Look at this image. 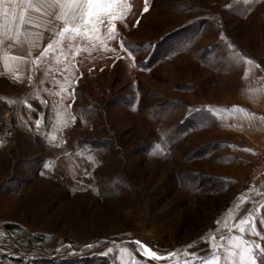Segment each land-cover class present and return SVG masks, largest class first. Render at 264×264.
<instances>
[{
	"label": "rangeland",
	"instance_id": "374dc122",
	"mask_svg": "<svg viewBox=\"0 0 264 264\" xmlns=\"http://www.w3.org/2000/svg\"><path fill=\"white\" fill-rule=\"evenodd\" d=\"M121 2L134 61L120 40L83 41L14 73L31 82L0 76V264H183L245 218V239L264 236V182L246 184L264 147V0Z\"/></svg>",
	"mask_w": 264,
	"mask_h": 264
},
{
	"label": "snow or ice",
	"instance_id": "6c2138e0",
	"mask_svg": "<svg viewBox=\"0 0 264 264\" xmlns=\"http://www.w3.org/2000/svg\"><path fill=\"white\" fill-rule=\"evenodd\" d=\"M144 11H148L147 2ZM125 15L126 5L121 0H0V64L6 70L19 73L22 67L27 71L30 63L37 68L44 60L61 63V56H64L66 62L65 49H74L72 54L75 56L81 51H89L87 45L81 46L80 42L88 41L95 47L97 40H100L106 50L111 51L115 50L107 49L104 40H120L121 51L127 52L128 58L134 61L135 54L127 48L117 30V22L122 21ZM101 27L107 28V36L103 40L99 35ZM43 40H47L46 46L40 45ZM37 51L39 55H35ZM13 79L18 83H24L25 80L31 82L32 76L14 74ZM72 97L75 99L74 92ZM232 111L245 110L234 108ZM37 126L39 127V121ZM241 207V204H237L229 212H238ZM232 219L235 221L236 217L233 216ZM215 223L218 227L221 221L217 220ZM224 223L226 229L235 226L229 225L227 220ZM246 223L251 224V221L247 218L238 221L241 235L228 238L227 244L224 243L223 234L219 241L215 234L204 241L211 247L210 258L183 250V264H264V236H260L259 241L245 239L243 225ZM252 235L258 234L252 232ZM134 243L137 244V251H141L147 258L154 261L165 259L163 255L149 250L142 242ZM195 247V244L188 245L189 249ZM121 251L127 250L122 248ZM176 255L177 252L169 253V256ZM132 264L135 262L132 261Z\"/></svg>",
	"mask_w": 264,
	"mask_h": 264
},
{
	"label": "built area",
	"instance_id": "2783aa9c",
	"mask_svg": "<svg viewBox=\"0 0 264 264\" xmlns=\"http://www.w3.org/2000/svg\"><path fill=\"white\" fill-rule=\"evenodd\" d=\"M261 153L258 154L256 163L251 167L246 181L247 186L252 190L259 188L264 182V147Z\"/></svg>",
	"mask_w": 264,
	"mask_h": 264
},
{
	"label": "crops",
	"instance_id": "0c3cea01",
	"mask_svg": "<svg viewBox=\"0 0 264 264\" xmlns=\"http://www.w3.org/2000/svg\"><path fill=\"white\" fill-rule=\"evenodd\" d=\"M47 44V40H43L40 42V45L41 46H46ZM27 47V45L25 46ZM35 55H39V52L37 51L35 53ZM34 65H32L31 63L28 65V70L26 71L23 67L20 69L19 73H27L29 72V70L33 67ZM8 74H14L12 71H9V70H6L2 64H0V76H3V75H8ZM264 131V129H263ZM264 134V133H263Z\"/></svg>",
	"mask_w": 264,
	"mask_h": 264
}]
</instances>
